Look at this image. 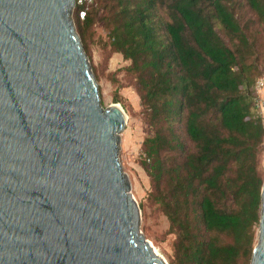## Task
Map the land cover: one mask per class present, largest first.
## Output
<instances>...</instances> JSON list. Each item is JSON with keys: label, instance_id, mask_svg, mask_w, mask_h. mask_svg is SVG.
<instances>
[{"label": "trees", "instance_id": "trees-1", "mask_svg": "<svg viewBox=\"0 0 264 264\" xmlns=\"http://www.w3.org/2000/svg\"><path fill=\"white\" fill-rule=\"evenodd\" d=\"M99 21L152 128L141 154L147 200L175 237L168 264H249L264 179V0H93L75 21L84 47Z\"/></svg>", "mask_w": 264, "mask_h": 264}, {"label": "water", "instance_id": "water-1", "mask_svg": "<svg viewBox=\"0 0 264 264\" xmlns=\"http://www.w3.org/2000/svg\"><path fill=\"white\" fill-rule=\"evenodd\" d=\"M74 0H0V264H167L139 229ZM264 125V109H263ZM249 264H264V179Z\"/></svg>", "mask_w": 264, "mask_h": 264}, {"label": "rangeland", "instance_id": "rangeland-1", "mask_svg": "<svg viewBox=\"0 0 264 264\" xmlns=\"http://www.w3.org/2000/svg\"><path fill=\"white\" fill-rule=\"evenodd\" d=\"M92 5L93 2L90 8ZM72 17L75 24L77 19L75 8L72 9ZM259 39L264 44L263 33L259 35ZM106 42V30L103 23L99 21L93 25L91 35L85 40V47L83 44L82 46L83 49L85 48L84 51L97 82L101 106L105 108L111 104H118L125 113V125L118 136V161L127 178L129 190L140 208V232L168 264L172 256V244L175 237L168 232V221L165 215L155 204L147 200L150 190L149 177L146 172L149 159L141 154L142 142L152 134V128L144 117L138 94L124 70L129 62L122 59L119 53L110 54L109 48L103 46ZM260 49L264 53V46ZM263 55L261 67L264 69ZM259 80L263 81V85L258 87ZM116 90L121 96L118 102L113 100ZM254 93L256 110L263 116L264 70L254 85Z\"/></svg>", "mask_w": 264, "mask_h": 264}, {"label": "built area", "instance_id": "built-area-1", "mask_svg": "<svg viewBox=\"0 0 264 264\" xmlns=\"http://www.w3.org/2000/svg\"><path fill=\"white\" fill-rule=\"evenodd\" d=\"M93 0H74L73 8L76 9V15L79 19H83L89 10ZM263 85V81L259 80L257 86Z\"/></svg>", "mask_w": 264, "mask_h": 264}, {"label": "bare ground", "instance_id": "bare-ground-1", "mask_svg": "<svg viewBox=\"0 0 264 264\" xmlns=\"http://www.w3.org/2000/svg\"><path fill=\"white\" fill-rule=\"evenodd\" d=\"M154 251L156 252V253H158L155 249H154ZM160 255V254H159ZM162 257V256H161Z\"/></svg>", "mask_w": 264, "mask_h": 264}]
</instances>
